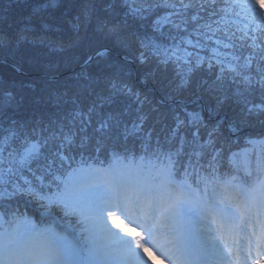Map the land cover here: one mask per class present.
Returning <instances> with one entry per match:
<instances>
[{
    "label": "snow or ice",
    "instance_id": "snow-or-ice-1",
    "mask_svg": "<svg viewBox=\"0 0 264 264\" xmlns=\"http://www.w3.org/2000/svg\"><path fill=\"white\" fill-rule=\"evenodd\" d=\"M153 248L264 264V0H0V264Z\"/></svg>",
    "mask_w": 264,
    "mask_h": 264
},
{
    "label": "rangeland",
    "instance_id": "rangeland-1",
    "mask_svg": "<svg viewBox=\"0 0 264 264\" xmlns=\"http://www.w3.org/2000/svg\"><path fill=\"white\" fill-rule=\"evenodd\" d=\"M129 231L132 233L134 238H139L141 230L138 229L134 224L130 226ZM149 247H151L150 244ZM147 255L151 257L150 264H166L164 258L160 256V254L156 252L154 248L152 251L147 253Z\"/></svg>",
    "mask_w": 264,
    "mask_h": 264
}]
</instances>
